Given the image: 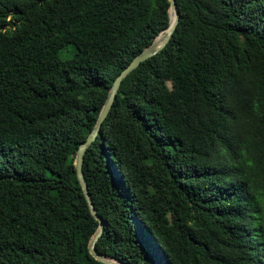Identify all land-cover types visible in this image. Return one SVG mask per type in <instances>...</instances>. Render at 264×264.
<instances>
[{"label":"trees","instance_id":"16d2710c","mask_svg":"<svg viewBox=\"0 0 264 264\" xmlns=\"http://www.w3.org/2000/svg\"><path fill=\"white\" fill-rule=\"evenodd\" d=\"M174 1L168 43L125 77L83 155L105 222L95 250L120 264H264V0ZM169 8L0 0V264H103L76 153Z\"/></svg>","mask_w":264,"mask_h":264},{"label":"water","instance_id":"95a60500","mask_svg":"<svg viewBox=\"0 0 264 264\" xmlns=\"http://www.w3.org/2000/svg\"><path fill=\"white\" fill-rule=\"evenodd\" d=\"M169 3H170L169 27L164 32L160 33L155 38V40L150 46H148L141 53H139L113 81L112 86L106 97V100L99 112L98 118L96 120V123L94 125L92 132L88 135V137L86 138V141L82 143L81 145H79L77 153H76V159H75L74 165L76 169L77 179L83 191V194L88 204V207L90 209V212L93 215V217L98 221V224H99L98 230L96 231V233L90 240L88 249H89L90 255L103 264H120V263L114 258L98 254L95 250L96 242L103 233L105 222L97 216L96 211L94 209V206L92 204V201L87 191V186H86L83 174H82L83 155L86 149L89 147V145L95 140L98 134V131L101 127V124L106 119L110 111V108L113 104V101L116 97L118 89L122 81L125 79V77L128 76L132 71H134L141 63L157 55L168 43L172 33L174 32L176 28V25L178 23V18H179V13H178V9L176 7L175 1L169 0ZM161 37H162V40L160 39Z\"/></svg>","mask_w":264,"mask_h":264},{"label":"rangeland","instance_id":"374dc122","mask_svg":"<svg viewBox=\"0 0 264 264\" xmlns=\"http://www.w3.org/2000/svg\"><path fill=\"white\" fill-rule=\"evenodd\" d=\"M70 48H72V47H70ZM69 52H72V50H69ZM65 56H66V54L63 57H65Z\"/></svg>","mask_w":264,"mask_h":264},{"label":"bare ground","instance_id":"6f19581e","mask_svg":"<svg viewBox=\"0 0 264 264\" xmlns=\"http://www.w3.org/2000/svg\"><path fill=\"white\" fill-rule=\"evenodd\" d=\"M172 18H173V16H172ZM162 40V39H161Z\"/></svg>","mask_w":264,"mask_h":264}]
</instances>
